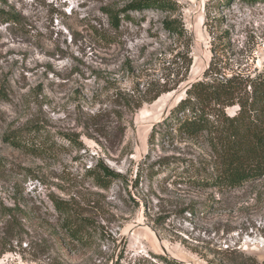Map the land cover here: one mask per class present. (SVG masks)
<instances>
[{
	"label": "rangeland",
	"instance_id": "rangeland-1",
	"mask_svg": "<svg viewBox=\"0 0 264 264\" xmlns=\"http://www.w3.org/2000/svg\"><path fill=\"white\" fill-rule=\"evenodd\" d=\"M139 1L0 0L20 19L0 13V264H264V176L193 183L208 143L165 121L196 81L264 72V0H168L115 30L106 11ZM36 126L47 154L5 141Z\"/></svg>",
	"mask_w": 264,
	"mask_h": 264
},
{
	"label": "trees",
	"instance_id": "trees-1",
	"mask_svg": "<svg viewBox=\"0 0 264 264\" xmlns=\"http://www.w3.org/2000/svg\"><path fill=\"white\" fill-rule=\"evenodd\" d=\"M151 8L175 9L174 3L168 0H141L119 12L108 10L106 13L112 27L118 30L122 20L129 17V9ZM0 13L5 15L7 23L20 24L18 15L5 11ZM166 27L177 35L184 34L183 27L176 21L167 22ZM171 90H161L151 97V94H144L140 100L137 99L136 108L155 101ZM5 94L6 91L0 88V98H5ZM235 106L239 108L238 112L228 115L226 109ZM165 121L178 134L190 139L204 138L208 143L213 173L197 168L190 178L193 183L211 188L235 189L264 176V72L255 75L235 74L222 79L211 76L196 81L187 89L186 98L175 105ZM26 132L27 135L25 132H11L5 136V141L31 154L49 153L48 136L44 128L36 126ZM65 138L73 141V138ZM104 173L105 178L98 174L95 178L100 185L107 186L112 174ZM66 226L69 235L78 242H88L85 226H77L70 219ZM171 263L181 264L175 260Z\"/></svg>",
	"mask_w": 264,
	"mask_h": 264
},
{
	"label": "water",
	"instance_id": "water-1",
	"mask_svg": "<svg viewBox=\"0 0 264 264\" xmlns=\"http://www.w3.org/2000/svg\"><path fill=\"white\" fill-rule=\"evenodd\" d=\"M125 240H126V235L123 237V239H122V244L123 243H125ZM162 249H163V251L165 252V253H168V250L164 247V246H162ZM176 261H179V262H181V263H184V261H182V260H178L177 258H174Z\"/></svg>",
	"mask_w": 264,
	"mask_h": 264
}]
</instances>
